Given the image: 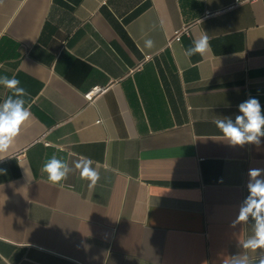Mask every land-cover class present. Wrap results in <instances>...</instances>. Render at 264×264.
<instances>
[{
	"label": "crops",
	"instance_id": "0c3cea01",
	"mask_svg": "<svg viewBox=\"0 0 264 264\" xmlns=\"http://www.w3.org/2000/svg\"><path fill=\"white\" fill-rule=\"evenodd\" d=\"M202 35L209 50L188 57ZM5 75L32 115L0 162V264H225L245 251L254 221L230 225L264 137L232 147L213 120L249 96L264 110V0H0ZM10 95L0 85V104ZM54 154L73 169L58 185L41 171ZM85 157L92 188L75 168Z\"/></svg>",
	"mask_w": 264,
	"mask_h": 264
},
{
	"label": "clouds",
	"instance_id": "9594fccd",
	"mask_svg": "<svg viewBox=\"0 0 264 264\" xmlns=\"http://www.w3.org/2000/svg\"><path fill=\"white\" fill-rule=\"evenodd\" d=\"M153 46L154 42L151 39L145 41V47L151 49ZM209 48L208 36L202 35L192 41L185 54L188 57L197 54L203 56ZM0 85L12 92V95L0 104V162H4L9 157L6 153L20 134L21 126L30 119L32 113L22 98L27 97L28 93L20 86L18 79L0 76ZM213 123L232 147H243L246 144L259 146L261 138L264 137V110L255 97L249 96L238 105V114L234 120L215 118ZM75 168L79 170L81 178L89 182V188L94 187L100 180V174L93 167V161L87 157L76 161ZM41 171L47 174L51 184L58 185L68 178L73 169L54 154L45 161ZM6 174L7 170L0 168V175ZM247 175L248 195L242 201L238 215L230 226L235 227L251 219L254 221L253 234L242 242L241 247L245 251L231 256L225 264H264V168L249 169ZM249 253H258L259 259H253Z\"/></svg>",
	"mask_w": 264,
	"mask_h": 264
},
{
	"label": "built area",
	"instance_id": "2783aa9c",
	"mask_svg": "<svg viewBox=\"0 0 264 264\" xmlns=\"http://www.w3.org/2000/svg\"><path fill=\"white\" fill-rule=\"evenodd\" d=\"M184 30H186L185 27H184ZM179 35H180V31L177 30L176 33H175L176 38H179ZM148 57H149V55H148ZM104 90H105V87H94V88L90 89L89 91H87L84 94V97L86 98L87 101L92 102Z\"/></svg>",
	"mask_w": 264,
	"mask_h": 264
}]
</instances>
